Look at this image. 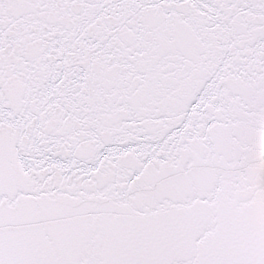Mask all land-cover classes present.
Instances as JSON below:
<instances>
[{
	"label": "snow or ice",
	"instance_id": "6c2138e0",
	"mask_svg": "<svg viewBox=\"0 0 264 264\" xmlns=\"http://www.w3.org/2000/svg\"><path fill=\"white\" fill-rule=\"evenodd\" d=\"M0 264H264V0H0Z\"/></svg>",
	"mask_w": 264,
	"mask_h": 264
}]
</instances>
